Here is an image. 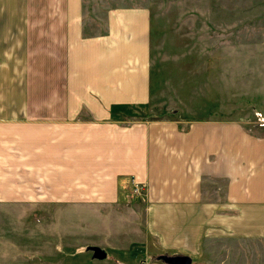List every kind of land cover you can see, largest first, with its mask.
<instances>
[{"label":"crops","instance_id":"crops-1","mask_svg":"<svg viewBox=\"0 0 264 264\" xmlns=\"http://www.w3.org/2000/svg\"><path fill=\"white\" fill-rule=\"evenodd\" d=\"M150 29L140 6L109 9L87 35L82 0H0V204L125 216L143 264H237L224 256L234 243L264 240V135L215 118L130 120L150 99Z\"/></svg>","mask_w":264,"mask_h":264},{"label":"rangeland","instance_id":"rangeland-1","mask_svg":"<svg viewBox=\"0 0 264 264\" xmlns=\"http://www.w3.org/2000/svg\"><path fill=\"white\" fill-rule=\"evenodd\" d=\"M126 6L148 9L151 24L150 99L130 120L215 118L264 135V0H82L85 34L102 32L106 12ZM146 196L147 189L138 199ZM71 208L0 204V264L145 263L146 244L128 251L119 232L131 219ZM234 244L225 257L264 264V240ZM97 250L107 257H94ZM203 257L192 262L212 264Z\"/></svg>","mask_w":264,"mask_h":264},{"label":"water","instance_id":"water-1","mask_svg":"<svg viewBox=\"0 0 264 264\" xmlns=\"http://www.w3.org/2000/svg\"><path fill=\"white\" fill-rule=\"evenodd\" d=\"M94 257L98 259H104L106 257V253L97 250ZM157 259L166 264H191V258L186 255H175V256L159 255Z\"/></svg>","mask_w":264,"mask_h":264},{"label":"built area","instance_id":"built-area-1","mask_svg":"<svg viewBox=\"0 0 264 264\" xmlns=\"http://www.w3.org/2000/svg\"><path fill=\"white\" fill-rule=\"evenodd\" d=\"M128 191L133 197H142L146 193V184L134 176L127 179Z\"/></svg>","mask_w":264,"mask_h":264},{"label":"trees","instance_id":"trees-1","mask_svg":"<svg viewBox=\"0 0 264 264\" xmlns=\"http://www.w3.org/2000/svg\"><path fill=\"white\" fill-rule=\"evenodd\" d=\"M158 256L152 257L151 260L160 261V260L157 259Z\"/></svg>","mask_w":264,"mask_h":264},{"label":"flooded vegetation","instance_id":"flooded-vegetation-1","mask_svg":"<svg viewBox=\"0 0 264 264\" xmlns=\"http://www.w3.org/2000/svg\"><path fill=\"white\" fill-rule=\"evenodd\" d=\"M168 256H175V255H168Z\"/></svg>","mask_w":264,"mask_h":264}]
</instances>
